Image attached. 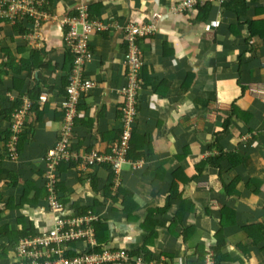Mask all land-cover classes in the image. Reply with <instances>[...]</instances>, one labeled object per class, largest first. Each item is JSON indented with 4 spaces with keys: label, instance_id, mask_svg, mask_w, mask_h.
Here are the masks:
<instances>
[{
    "label": "crops",
    "instance_id": "obj_1",
    "mask_svg": "<svg viewBox=\"0 0 264 264\" xmlns=\"http://www.w3.org/2000/svg\"><path fill=\"white\" fill-rule=\"evenodd\" d=\"M179 1L51 0L52 18L43 22L35 38L29 37L31 31L19 36L11 24L0 22V64L7 49L17 62L28 57L29 50L41 49L46 53L44 63H49L31 77L25 72L17 76L24 81L21 91L25 92L39 75L46 101L38 102L39 118L33 113L27 116L29 136L18 157L0 158V171L17 179L14 186L0 179V226L7 225L11 232L32 228L36 234L53 227L55 214L46 203L51 192L46 199L44 192L48 179L44 158L58 139L65 95L61 86L72 62L62 44L59 20L75 14L79 6L99 4L94 17L108 27L90 37L93 58L85 64L84 75L96 86L80 99L71 150L78 156L91 150L105 152L118 139L119 90L125 82L122 27L154 26L151 34L137 41L142 67L131 140L138 158L128 159L114 180L130 191L133 207L127 204L129 215L120 196L116 203L105 196L108 166L84 169L79 162L57 168L58 201L67 214L94 208L107 227V246L115 251L140 247L155 224L154 260L185 264L196 259L197 248L208 252L216 238H223L222 264H264V239L253 246L242 229L249 224L264 227V96L257 92L264 84V0L214 1L201 19L202 13L194 10L172 12L171 6ZM14 79L10 72L0 84V111L18 95ZM3 116L0 132L8 126ZM226 117H230L229 132L221 146L237 152L242 164L231 167L223 160L219 169L204 166L199 173L197 165L210 155L207 146ZM0 149L3 158L7 152L3 141ZM25 198L30 203L21 208L4 205L15 206ZM181 213L185 238L176 230L167 231ZM73 249L83 250L84 244L77 242ZM12 255L9 248L0 264H11Z\"/></svg>",
    "mask_w": 264,
    "mask_h": 264
},
{
    "label": "built area",
    "instance_id": "obj_2",
    "mask_svg": "<svg viewBox=\"0 0 264 264\" xmlns=\"http://www.w3.org/2000/svg\"><path fill=\"white\" fill-rule=\"evenodd\" d=\"M219 0H180L173 4L170 10L181 13L193 9L195 6L210 4ZM23 16V20L30 19L33 32L29 37L35 38L44 21L51 17L50 0H0V18L13 24L16 17ZM59 23L62 26V44L72 56V66L68 74V85L61 101L63 110L62 124L55 146L45 154V163L48 168L46 188L51 195L46 200L47 206L53 214L55 221L53 227L37 236H28L21 239L13 249L11 264H109L117 261H127L126 253L121 251H105L103 253L90 252L94 245L92 222L99 220V215L88 210L86 212L74 211L67 214L61 202L54 192L57 183V167L60 163L79 162L84 169L89 165L96 166L108 164L113 173L119 174L122 165L128 159L126 151L133 129V123L137 116L136 90L138 89L139 73L142 67L141 57L137 41L154 31L152 25H139L128 23L122 27L126 50L124 54L125 82L119 90L121 96V130L119 138L114 141L105 152L91 150L78 156L71 150V138L75 119L79 114L78 107L83 95L89 93L95 86V82L85 77L84 66L93 58L90 47V37L107 30V25L97 18H90L87 14V6H79L73 15H64ZM264 96V84L261 90H257ZM46 95L42 93L39 102H45ZM30 103L26 100L18 111L12 114L10 130L9 153L12 159H16L14 144L17 136L25 125L26 118L30 114ZM70 242H82L83 250L73 256H65L69 251L67 245ZM74 251V250H73ZM136 264H143L137 260ZM148 264H174L152 260ZM204 264H214L213 255L208 251L204 257Z\"/></svg>",
    "mask_w": 264,
    "mask_h": 264
},
{
    "label": "trees",
    "instance_id": "obj_3",
    "mask_svg": "<svg viewBox=\"0 0 264 264\" xmlns=\"http://www.w3.org/2000/svg\"><path fill=\"white\" fill-rule=\"evenodd\" d=\"M233 2L236 4H239L238 0L231 1L230 4H233ZM224 4L227 5V8H231L230 5L228 4V2L227 3L225 2ZM50 5H51V0H50ZM98 5L93 4V5L87 6L88 17L95 18L94 16L98 15V9H96L98 7ZM208 9H209V5L204 4L202 6L199 5L198 7L195 6L193 9L188 10V11L194 10V11H198L200 14L202 13V16L199 18V19H201L203 17V13L207 12ZM184 12H181V13H184ZM22 17L21 16L16 17L15 22L12 24V28H13L14 33H16L17 35L26 36L30 31L32 32V26H31L29 18H27L26 20H23ZM2 21L9 23V21L0 18V22H2ZM24 22H25V24H23ZM137 46H138V44H137ZM4 53H5L4 61L0 64V84L2 83V80L4 77L8 76L10 72L13 73L17 78V79H14V89L18 91V93H17L18 95L13 101H11L10 106H7L0 111V114H3L4 115L3 117L6 119V122L10 123L12 114L22 106L23 100L26 99L30 103L29 112L33 113L36 117L39 118L40 106H39L38 102H39V97L42 93V87H43L42 84L39 83V81L42 82L41 77L38 75V78L34 80V81H38V82H36L31 87L28 86V88L25 90V92H22L21 88L23 86L24 81L23 80L21 81L20 79H18L17 76L21 75L22 72H25L27 77H31L32 72H34L35 70H40L41 68L49 67V63H44L46 53L44 52V50H41V49L40 50L31 49V50H29V54L27 55L28 57H26L24 59H20L18 62L16 61L15 56L12 55V53L9 49L4 50ZM67 53L70 54L68 51H67ZM71 59H72V56H71ZM71 66H72V62H71ZM71 66H70V68H71ZM53 69H54V67L52 68V70ZM68 74H69V72H68ZM68 74L63 78V83L61 86V89L63 90L64 94H65V88L68 85ZM232 111H233V109H232ZM229 125H230V117H226L223 120L222 129L213 135L212 143L207 146V149L210 152V155H208L206 158L200 160L199 164L197 165V170L199 171V173H201L200 171H202V168L204 166H209V167L219 169L220 164L223 160H226L231 167H235L239 164H242V158L238 155L237 152H235V151L226 152L223 150V148L221 146L220 141L224 137L227 136V134L229 132ZM0 133H1V136L3 137L0 141H3L4 145L6 144V151H7V152H5L6 153L5 157H3V158L0 157V158L1 159L6 158V159L14 160V159H12V157L10 156V153H9L10 137L12 136V132L10 130V125L6 127L5 131L0 132ZM28 136H29V129L28 130L26 129V124H25L22 127L21 131L19 132L17 139H16V142L14 144V152L16 153L17 157L22 150V144L27 141ZM118 138H119V136H118ZM131 139H132V135H131L129 143H128V147H127V151H126V158L130 159V161H134L135 158H138V154L133 155L134 149L136 150L137 146ZM212 151H214V152H212ZM0 152H1V149H0ZM73 163L74 162H69L68 165L69 164L72 165ZM63 164H65V163L64 162L60 163V165L57 168H59ZM100 165L108 166L109 171H110L109 172V184H108L109 189L107 191L108 193L107 192L105 193V196L108 197L112 201V203H116L118 201L117 200L118 197L120 196L122 198L121 205L123 207V211L126 212L127 214H129L130 211L127 208V204H129V206L133 207V204L131 201V195L132 194L122 184L117 185V186L114 184L115 175H114L113 170H112L110 165H108V164H100ZM91 167H92V165H89V168H91ZM199 167H201V168H199ZM2 178L9 180L8 183H10V184H8V185H10V186L16 185L17 179L13 175L8 173L7 171H4V170L0 171V179H2ZM234 183L235 182H233V184L231 186L235 185ZM57 184H58V181L54 187V192L56 195L59 194V190H61V186L57 185ZM226 190H227V187H226ZM44 192H45V199H46V197L49 195L47 188H45ZM227 193H230V191L227 190ZM39 197H40L39 194L34 196L30 200V201H33L31 203L36 202V199H38ZM26 202H29V198H25V201L22 200L21 203L15 205V206H11V205H9V203H7L8 205L7 204H4V205H6V209L7 208L8 209H10V208H21V206ZM125 205H126V208H125ZM88 210L92 211L95 214L97 213V212H95V209L92 207L81 208V211L83 213L88 211ZM2 214H3V210L0 209V216ZM181 215H182V213L177 214L175 216L174 220L171 222L170 227L167 229V231L171 232V233H175L174 230H176V232L178 231L179 235L182 234L183 238H185L186 237V230L184 228L183 229L181 228V226H182V224H181L182 223V220H181L182 216ZM221 222H220V226L222 227ZM91 226L93 229L94 245L91 248L90 252H93V253H103L105 251H113L114 252L115 250H112V249L108 248V246H107V239L108 238H107V227H106V225L102 221L98 220V221L92 222ZM143 227H146V225L143 224ZM154 227H155V224H154ZM154 227H152L149 230V232L147 233V236L144 237L140 247L135 248L134 250H123L126 253L127 258H128L126 262L117 261V262H111L109 264H120V263L136 264V261L138 259L141 260V262L143 264H148L149 262L154 260V258H152V252H151L152 247L154 246V240L157 238V232L154 229ZM242 229H243V231L246 232L248 237L251 238L253 246H257V243H259L261 240L264 239V234H263L264 227L262 225L249 224V225L243 226ZM146 230H148V229H146ZM220 230H221V228H220ZM28 236H37V234L34 231H32V228H30L29 230L23 229L22 231H19V232H11L7 228V225L6 226L1 225L0 226V241L1 240H5V241H1L2 243L0 242V257L6 258L8 256L9 248H10V250H13L15 247V244H17L21 239L28 237ZM216 241H217L216 245L213 246L212 248H210V251L212 252V255H213L214 264H222V262L225 260V257H223L221 254V247L224 245L225 240L223 238H216ZM74 244H75L74 242H70L67 244L70 247V250L64 252L65 256H73V255H76L78 253L77 250L73 251L74 250L73 249ZM206 253L207 252L205 250H203V248H197L196 252H195L196 259L193 261H187L185 264H204V257H205ZM156 261H158L160 263L163 262L160 259L156 260Z\"/></svg>",
    "mask_w": 264,
    "mask_h": 264
},
{
    "label": "rangeland",
    "instance_id": "obj_4",
    "mask_svg": "<svg viewBox=\"0 0 264 264\" xmlns=\"http://www.w3.org/2000/svg\"><path fill=\"white\" fill-rule=\"evenodd\" d=\"M153 28H154V26H153ZM3 259H5V258H1V257H0V261L3 260Z\"/></svg>",
    "mask_w": 264,
    "mask_h": 264
}]
</instances>
